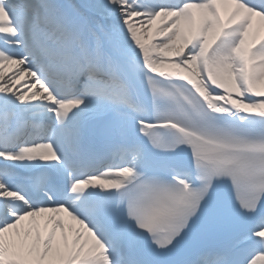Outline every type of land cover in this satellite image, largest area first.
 <instances>
[{"label":"bare ground","instance_id":"1","mask_svg":"<svg viewBox=\"0 0 264 264\" xmlns=\"http://www.w3.org/2000/svg\"><path fill=\"white\" fill-rule=\"evenodd\" d=\"M161 1L0 0L9 7L7 12L19 27L18 36L23 46L38 50L44 65L58 61L78 70L99 62L106 73H113L123 57L135 56L192 80L217 107L235 108L240 113L264 110V95H261L264 92V17L254 13V7L234 0H204L186 16L173 7L160 9L157 3ZM262 2L264 0L255 1L252 5ZM4 14L0 10L5 31L8 21ZM65 23H69V27L65 28ZM0 36L9 44L13 39L12 34L6 36L0 32ZM88 36L94 38L90 49ZM50 43L55 45L50 46ZM10 49L11 54L0 50V132L8 130L7 124L10 126V118L14 116L10 113H15L17 108L26 115L22 125L29 127L31 117L36 120L43 117L46 129H51V149L43 153L40 143H34L21 151L27 153L28 161L33 155H39L61 166L60 160L67 157L64 150H74L81 138L77 129L68 132L65 125L68 122L80 125L87 114L77 108L76 101L73 106L58 90L70 81L53 74V68L43 69L40 63L44 75L52 78L49 84L41 82L39 70L28 65L34 59L21 56L16 46L11 45ZM70 49L73 53H67ZM248 49L251 53L246 69L244 57ZM175 52L180 56L170 58ZM200 59L206 60V66H201ZM50 74L52 76H48ZM80 81L107 91V101L102 103L100 110L122 102L130 103L128 90L112 75L96 78L89 72H82ZM243 89L249 91L246 99L240 96L244 94ZM5 99L7 102L2 106L1 101ZM135 132L133 128L132 134ZM120 155H124L121 161H112L115 167L111 184L117 183L118 174L128 170L137 158L132 147L123 148ZM87 187L79 181L68 184L64 189L63 207L53 206L40 213H29L24 211L26 202L18 198L9 177L0 179L3 219L15 226L13 232L4 227L0 229V264L11 250L17 253L19 264L24 260L29 264H112L110 259L115 258V254L120 260L113 264L132 263L126 261L118 246L99 241L88 222L73 216L72 210L88 192ZM14 205L16 208H12ZM67 252L70 257L66 256ZM253 261L248 259L247 264Z\"/></svg>","mask_w":264,"mask_h":264},{"label":"rangeland","instance_id":"2","mask_svg":"<svg viewBox=\"0 0 264 264\" xmlns=\"http://www.w3.org/2000/svg\"><path fill=\"white\" fill-rule=\"evenodd\" d=\"M133 1H135V0H133ZM191 51H192V53H194L195 52V50L194 49H190Z\"/></svg>","mask_w":264,"mask_h":264}]
</instances>
